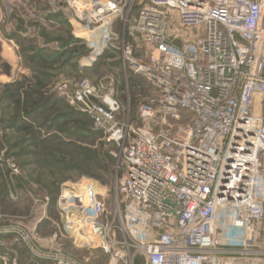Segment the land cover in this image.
Listing matches in <instances>:
<instances>
[{"label": "built area", "instance_id": "built-area-1", "mask_svg": "<svg viewBox=\"0 0 264 264\" xmlns=\"http://www.w3.org/2000/svg\"><path fill=\"white\" fill-rule=\"evenodd\" d=\"M64 2L93 59L118 60L127 85L125 99L115 74L59 86L112 147L111 193L63 188L59 233L42 238L51 198L15 188L19 169L0 158L9 199L45 210L29 234L0 222V264H18L19 239L34 259L84 264L61 238L109 264H264V0ZM130 74L153 89L136 121Z\"/></svg>", "mask_w": 264, "mask_h": 264}, {"label": "rangeland", "instance_id": "rangeland-1", "mask_svg": "<svg viewBox=\"0 0 264 264\" xmlns=\"http://www.w3.org/2000/svg\"><path fill=\"white\" fill-rule=\"evenodd\" d=\"M15 5L13 9H10V5ZM47 8H40L47 6ZM0 10H3V21L0 22V41L4 55L6 54L7 60L3 55L0 59V158H3L5 164H13L19 169L18 178L13 179L15 188L29 189L35 197L44 199L48 195V186H56L58 189L57 196L60 191L65 187L80 188L88 185H96L104 188V190L110 194L114 164H107L106 154H112V147L109 142L104 138L103 134L99 136L93 135L95 131L90 125L89 139L80 138L76 127H71L67 133H54L49 132L48 123L40 127L33 121H30L26 125L27 128H32L33 131L39 132V137L44 138V143L37 146L34 144L31 134H25L26 128L18 126V114L15 110V102L11 100L5 92V87L8 84L14 83L18 78L24 79V76L30 79V82L34 83V73L32 69L28 67L24 62L21 55V49H23L20 40L30 39L33 43L28 47H43L52 51L59 49V42L45 43L44 39L50 35L62 37L63 43L69 42L72 38L79 39V46L87 44L86 38L89 37L88 29L81 26L79 22L74 18L71 12L66 10L64 0H34L29 2L28 0H0ZM2 14V11H0ZM25 28V30H20ZM84 42V43H83ZM18 46V48H17ZM88 47V44L86 45ZM16 47V49H15ZM8 50L9 53H5ZM20 51V52H19ZM110 54L93 59L91 51L87 52L81 57H72L68 63L56 62L48 68V72L53 74V77L45 81L47 83L46 88L49 92H55L61 96L59 86L65 82L73 88L77 81L82 78H89L92 82L98 83L101 81L107 85L106 76L115 74L119 77L120 83H118L119 96L123 99L126 95L122 93L126 91V82L123 75L119 72L118 60H112ZM8 62L11 65V73L8 75L4 71V63ZM47 71V69L45 68ZM138 83L140 84L141 91H137L133 88L130 89L131 97V116L133 121H136V111L139 102L146 98L153 92L151 85L148 81L139 75ZM25 83H28L26 81ZM127 92V91H126ZM9 111V116L2 119V114ZM24 115V113H23ZM25 117V116H22ZM15 125V127H14ZM94 130V131H93ZM75 132V134H74ZM55 134L62 145L60 147H53L50 138ZM8 135V138H6ZM34 135V133H33ZM56 137H53L56 138ZM47 139V140H45ZM55 143V142H53ZM56 144V143H55ZM90 152H96L101 158L103 166H108L109 172H100L97 164L87 165V154ZM87 152V154H86ZM86 154V155H85ZM52 156V157H51ZM101 165V167H102ZM100 172V177L94 178L88 174L81 173L83 171ZM4 175L0 174V180L4 182L6 192L8 191L7 181L10 186V173L7 168ZM2 175V176H1ZM14 188V186H13ZM51 198V196H49ZM4 202V203H3ZM44 209L41 205H36L32 210L31 202L22 203H9V200L2 201L0 203V214H2L1 223L8 225L19 226L21 229L29 234L32 233L35 225L38 224L42 216L44 215ZM49 212L53 223H46L43 229L40 231L42 238H49L56 232L59 233V229L62 224V218L60 217L55 201L50 200V206L46 210ZM10 223V224H9ZM62 239V243L65 245L66 252L77 260L84 264H109V258L101 252L80 249L74 247L69 239ZM14 236H11L9 243H12ZM18 252V264H41L40 260L34 259L29 255L27 244L19 239L16 241ZM43 245V244H42ZM35 261V262H34ZM46 264H51L49 261L44 260ZM48 262V263H47Z\"/></svg>", "mask_w": 264, "mask_h": 264}, {"label": "trees", "instance_id": "trees-1", "mask_svg": "<svg viewBox=\"0 0 264 264\" xmlns=\"http://www.w3.org/2000/svg\"><path fill=\"white\" fill-rule=\"evenodd\" d=\"M28 1L32 2L34 0ZM14 7L15 5L13 4L10 5L9 8L13 9ZM47 7L48 5L40 8L44 9ZM20 30H25V28H21ZM61 38L62 37L50 35L48 36V38L44 39L45 43L59 42L60 44L59 49L49 51L47 49H43V47L41 46L28 47L27 42L30 44L31 42L33 43V41L30 39H25V37H23L19 41L20 44H22L23 49H21V52H19L22 55L23 62L32 69L35 81L34 83H32L30 82V79H28V77L22 75L24 79L18 78L14 83L8 84L5 87L6 95L16 104L15 110L19 116V120L18 123L15 124H18L19 128H26L25 134L28 135V133H30L31 139L34 136V144H36L37 146L43 144L45 141L44 138L39 137V132L33 131L32 128L26 127V125L32 124H29L30 121L35 122L40 127H43L48 123L49 125L47 127L48 130H50L49 132L54 133H67L70 131L71 127H76V134L80 135V138L89 139L90 137V134H88L90 125H92L90 117L86 113L80 111L76 106L70 105L67 102L65 96H61L55 92H49L46 88L47 83H45V81H48L53 77V74H50L48 72L49 67L59 61L62 62V64L63 61L65 63H68L70 58L81 57L90 50L89 47L86 46L87 44H85L84 42V44L79 46V39L72 38L69 42L63 43ZM45 68L47 69V71L45 70ZM139 78V75H129V90L133 88V90L136 89L137 91H141V86L138 83ZM26 81H28L29 84L25 83ZM9 115V111L7 110V113L2 114V119L7 118V116ZM54 135L55 134H52L53 137H56ZM93 135L99 136L102 135V133L95 130L93 132ZM53 137L50 138V142H52V145H54L53 147H60L62 144L57 141L58 138L56 137L53 139ZM6 138H8V135H6ZM53 142H55L56 144ZM89 150L90 149H88V151ZM105 156L106 160L108 161L107 164H111L114 162V157L112 154L107 153ZM86 158L88 159L87 165L91 166V168L94 164L102 165L101 158L98 156V154H96V152L89 151V154H87ZM101 165L96 166V168L98 167V170H100V172L104 173L110 171L108 169V166L102 165L101 167ZM100 172L89 171L87 169V171H83L81 173H85L90 175L91 177L99 179L98 177H100L101 175ZM47 190L48 195L52 198V202H54L57 198V187L48 186ZM0 203H2V201ZM40 263L46 264V262L43 260H40Z\"/></svg>", "mask_w": 264, "mask_h": 264}, {"label": "crops", "instance_id": "crops-1", "mask_svg": "<svg viewBox=\"0 0 264 264\" xmlns=\"http://www.w3.org/2000/svg\"><path fill=\"white\" fill-rule=\"evenodd\" d=\"M0 7H1V6H0ZM0 11H2V14H1V12H0V22L2 23V21H3V17H1V16H3V10H2V8H1ZM3 48H4V45H3ZM15 49H16V47H15ZM2 55L7 59V57L4 55V51H3ZM7 60H10V59L8 58ZM6 198H7V199H6ZM5 199H6V200H9V203H13V204H15V203H18V204H19V203H22L23 201H24V202H26V201L31 202V200H30L29 198H27V197L25 196V194L22 196L21 200H19L18 202H12V201L9 199V196H8V193L6 192V187H5V184H4V186H3V193H2V195H0V202H1V201H5ZM46 223H51V221H50V220H45V221H43V222L40 224L39 232L43 229V227H44V225H45ZM91 256H93V252L91 253Z\"/></svg>", "mask_w": 264, "mask_h": 264}, {"label": "water", "instance_id": "water-1", "mask_svg": "<svg viewBox=\"0 0 264 264\" xmlns=\"http://www.w3.org/2000/svg\"><path fill=\"white\" fill-rule=\"evenodd\" d=\"M2 49H3V46H2V43L0 41V59H1V56H2ZM3 66H4V71L8 75H10V73H11V65L8 62H5Z\"/></svg>", "mask_w": 264, "mask_h": 264}, {"label": "bare ground", "instance_id": "bare-ground-1", "mask_svg": "<svg viewBox=\"0 0 264 264\" xmlns=\"http://www.w3.org/2000/svg\"><path fill=\"white\" fill-rule=\"evenodd\" d=\"M5 47V46H4ZM5 53H9V51L8 50H5ZM5 56H6V54H5ZM7 57V56H6ZM98 188L101 190V191H105L104 190V188H101L100 186H98Z\"/></svg>", "mask_w": 264, "mask_h": 264}]
</instances>
